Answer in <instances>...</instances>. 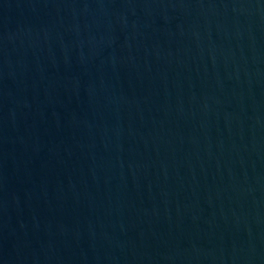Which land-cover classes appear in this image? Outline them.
Listing matches in <instances>:
<instances>
[{
  "label": "water",
  "instance_id": "obj_1",
  "mask_svg": "<svg viewBox=\"0 0 264 264\" xmlns=\"http://www.w3.org/2000/svg\"><path fill=\"white\" fill-rule=\"evenodd\" d=\"M0 264H264V0H0Z\"/></svg>",
  "mask_w": 264,
  "mask_h": 264
}]
</instances>
